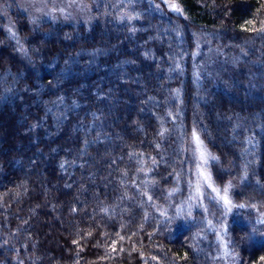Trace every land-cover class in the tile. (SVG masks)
<instances>
[{
	"label": "trees",
	"instance_id": "obj_1",
	"mask_svg": "<svg viewBox=\"0 0 264 264\" xmlns=\"http://www.w3.org/2000/svg\"><path fill=\"white\" fill-rule=\"evenodd\" d=\"M81 1L0 14V264H260L264 0ZM193 133L230 211L194 202Z\"/></svg>",
	"mask_w": 264,
	"mask_h": 264
},
{
	"label": "rangeland",
	"instance_id": "obj_2",
	"mask_svg": "<svg viewBox=\"0 0 264 264\" xmlns=\"http://www.w3.org/2000/svg\"><path fill=\"white\" fill-rule=\"evenodd\" d=\"M14 8L21 10L29 14L34 20L37 22H61V23H84L89 25L92 21V12L90 8L86 6L84 2L81 0H0V14H3L6 10L9 11L14 10ZM10 20V19H9ZM13 24L11 23L8 25V28L11 30H16L13 28ZM213 55V54H212ZM208 59L207 54L201 55L200 64L204 65ZM225 61H219V72L224 73L226 70L225 68ZM218 65V63H217ZM230 70V69H229ZM228 70V71H229ZM198 136V135H196ZM199 137V136H198ZM199 140L202 142L204 148L208 150L206 145L204 144L203 140L199 137ZM191 154L195 160L196 166V179H195V187H194V202L196 204L203 205L201 206L204 210V213L207 215V200L213 199L215 193L211 191L210 188L207 187L206 183L203 181V178L198 174V165H200V153L197 149V144L193 138L192 145H191ZM209 161L207 168L205 171L210 174L211 181L214 187L218 188L213 181L209 165ZM200 185V193L202 195H198L197 193V185ZM210 198V199H209ZM230 200L232 201L231 197L229 196ZM223 206H225L222 202L218 201ZM233 205V203H232ZM227 208V207H226ZM224 231L225 226H221L218 231V237L223 243V246H226L224 242Z\"/></svg>",
	"mask_w": 264,
	"mask_h": 264
},
{
	"label": "snow or ice",
	"instance_id": "obj_3",
	"mask_svg": "<svg viewBox=\"0 0 264 264\" xmlns=\"http://www.w3.org/2000/svg\"><path fill=\"white\" fill-rule=\"evenodd\" d=\"M164 3L168 4L169 0H164ZM169 7L177 14L181 12L179 5L176 3L169 4ZM193 138L197 144V149L199 150V153H200L201 163L200 165H198V174L203 178V181L206 183L207 187L210 188L213 193H215V196L213 197V199L222 202L225 205V207H227L228 210L230 211L233 206L232 201L229 198L231 184L229 183L223 189L216 188L213 186L212 181H211V176L205 171V169L207 168L209 161L210 160L214 161L217 159V157L212 156L211 153L208 152L204 148V146L202 145V142L199 140V137L196 136L195 133H193ZM153 162L155 163L154 160ZM196 190H197L198 195H202V193H200L199 184L197 185ZM149 200H151V197H149ZM239 207H244V205H239ZM261 222L264 223V221H261ZM260 264H264V256L260 257Z\"/></svg>",
	"mask_w": 264,
	"mask_h": 264
}]
</instances>
